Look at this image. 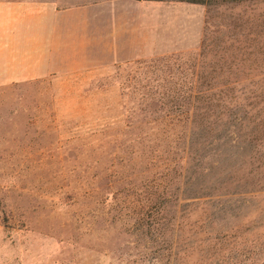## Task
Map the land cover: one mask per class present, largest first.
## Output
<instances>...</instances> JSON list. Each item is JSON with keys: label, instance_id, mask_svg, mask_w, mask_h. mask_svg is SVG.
<instances>
[{"label": "rangeland", "instance_id": "rangeland-1", "mask_svg": "<svg viewBox=\"0 0 264 264\" xmlns=\"http://www.w3.org/2000/svg\"><path fill=\"white\" fill-rule=\"evenodd\" d=\"M197 16L189 50L101 53L82 74L0 82V264H264V210L204 235L133 220L164 139L161 106L142 101L194 65L264 82V0H208Z\"/></svg>", "mask_w": 264, "mask_h": 264}, {"label": "trees", "instance_id": "trees-1", "mask_svg": "<svg viewBox=\"0 0 264 264\" xmlns=\"http://www.w3.org/2000/svg\"><path fill=\"white\" fill-rule=\"evenodd\" d=\"M188 69L178 68L174 81L164 79L160 96L142 101L161 106L164 139L158 153L147 151L133 220L161 231L190 225L194 235H204L247 218L244 211L264 210V82L220 81L213 75L221 69Z\"/></svg>", "mask_w": 264, "mask_h": 264}, {"label": "crops", "instance_id": "crops-1", "mask_svg": "<svg viewBox=\"0 0 264 264\" xmlns=\"http://www.w3.org/2000/svg\"><path fill=\"white\" fill-rule=\"evenodd\" d=\"M202 11L153 0H0V82L82 74L101 53L115 61L189 50L181 37Z\"/></svg>", "mask_w": 264, "mask_h": 264}]
</instances>
